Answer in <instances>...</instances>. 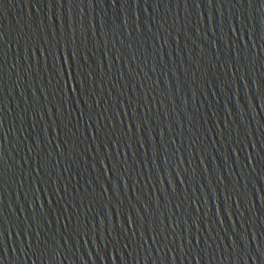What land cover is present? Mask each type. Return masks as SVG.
I'll return each instance as SVG.
<instances>
[{
	"label": "water",
	"instance_id": "95a60500",
	"mask_svg": "<svg viewBox=\"0 0 264 264\" xmlns=\"http://www.w3.org/2000/svg\"><path fill=\"white\" fill-rule=\"evenodd\" d=\"M0 264H264V0H0Z\"/></svg>",
	"mask_w": 264,
	"mask_h": 264
}]
</instances>
